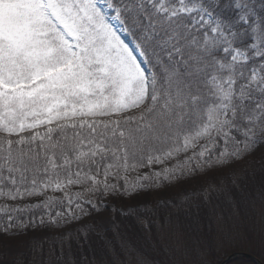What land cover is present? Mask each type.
Here are the masks:
<instances>
[{"label":"snow or ice","instance_id":"snow-or-ice-1","mask_svg":"<svg viewBox=\"0 0 264 264\" xmlns=\"http://www.w3.org/2000/svg\"><path fill=\"white\" fill-rule=\"evenodd\" d=\"M262 145L264 0H0V264H48L57 241L35 233L101 198L197 175L209 198V174ZM173 254L207 264L179 235Z\"/></svg>","mask_w":264,"mask_h":264},{"label":"trees","instance_id":"trees-1","mask_svg":"<svg viewBox=\"0 0 264 264\" xmlns=\"http://www.w3.org/2000/svg\"><path fill=\"white\" fill-rule=\"evenodd\" d=\"M264 157V156H263ZM206 198L202 192L190 196L177 206H156L151 211L135 208L134 211L112 212L113 224L102 229L98 223L66 236L61 249L57 241V256H52L51 240L44 247L43 259L48 264H130L147 261L151 264H173L176 236L181 248L207 264H219L228 252L248 251L264 262V244L260 233L264 219L258 217L257 203L264 197V161L243 173L233 182L212 188ZM39 215V214H37ZM171 216L172 227L166 223ZM162 217L165 221L161 227ZM261 219V220H260ZM231 235L227 243H218V228ZM239 240V243H237ZM263 243V240H262ZM191 255L180 256L187 264ZM29 264H40L39 250L29 253ZM229 264H253L237 259Z\"/></svg>","mask_w":264,"mask_h":264},{"label":"rangeland","instance_id":"rangeland-1","mask_svg":"<svg viewBox=\"0 0 264 264\" xmlns=\"http://www.w3.org/2000/svg\"><path fill=\"white\" fill-rule=\"evenodd\" d=\"M264 145L258 147L251 155L245 157L244 160L233 163L227 167H220L213 170L209 175L214 177L213 187L218 188L227 183L233 182L239 178L243 173L252 170L257 165L261 164L264 161ZM154 168H159V165H154ZM142 172H148V168H144L141 170ZM205 177L201 175H197L193 178L189 179H181L178 183H173L172 185H164L158 189L151 190L146 194H141L138 197L128 199V198H120V197H107L101 198L102 205H107V207H101V211L99 213L91 212V214L87 217H84L79 222H73L69 224L64 229H59L55 231H49L48 233H35L36 235H47L50 238H55L56 241H60V233L72 234L75 231L81 229L90 228L94 223H98L102 229H107L113 224L112 212L114 210H119L121 212H127L130 208H140V209H148L155 210L156 206L162 201L176 200L178 203L182 201L181 197L183 192L189 193L190 196L198 194L201 192L205 185ZM75 190V189H73ZM49 195H52L50 192ZM55 195L60 196V193H56ZM95 199V198H93ZM35 203V199L30 201ZM258 208V217L261 216L264 219V197L260 199L257 203ZM261 220V219H260ZM260 233L264 236V229L260 230ZM33 233L30 232V235ZM68 235H65V237ZM64 237V238H65ZM263 240V243H262ZM239 243V240H237ZM257 244L260 246L264 244V238L257 241ZM24 250H27V245L24 246ZM234 255L227 259L229 256ZM252 257L256 258V260L264 264V262L254 254H251L248 251H233L228 252L223 256L220 263L226 260L225 264H229L230 262L237 259H246L251 261L253 264H256ZM30 263V262H29ZM130 264H151L147 261H133L128 262Z\"/></svg>","mask_w":264,"mask_h":264},{"label":"water","instance_id":"water-1","mask_svg":"<svg viewBox=\"0 0 264 264\" xmlns=\"http://www.w3.org/2000/svg\"><path fill=\"white\" fill-rule=\"evenodd\" d=\"M232 256H234V255L229 256L227 259H229V258L232 257ZM251 258H252V260H253L256 264H261V263H259V262L256 260V258H254V257H252V256H251ZM227 259H226V260H227ZM226 260H224L221 264H225Z\"/></svg>","mask_w":264,"mask_h":264}]
</instances>
